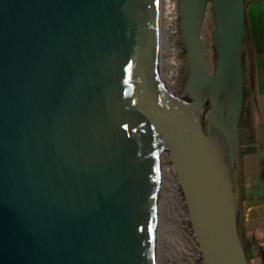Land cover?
Returning a JSON list of instances; mask_svg holds the SVG:
<instances>
[{
    "label": "water",
    "instance_id": "obj_1",
    "mask_svg": "<svg viewBox=\"0 0 264 264\" xmlns=\"http://www.w3.org/2000/svg\"><path fill=\"white\" fill-rule=\"evenodd\" d=\"M156 4L0 0V264H152ZM208 4L212 72L201 41ZM245 6L177 3L185 65L173 111V93L162 106L200 264H250L240 174Z\"/></svg>",
    "mask_w": 264,
    "mask_h": 264
},
{
    "label": "bare ground",
    "instance_id": "obj_2",
    "mask_svg": "<svg viewBox=\"0 0 264 264\" xmlns=\"http://www.w3.org/2000/svg\"><path fill=\"white\" fill-rule=\"evenodd\" d=\"M176 0H157V60L159 75L160 110L158 136L155 140V179L153 203L152 264H198L195 241L186 228L188 220L179 195V181L175 175L176 147L170 140V125L162 126L161 120L169 116L163 111L164 96L169 99L175 87L179 70L178 49L174 39V22L177 18ZM226 89V88H225ZM223 84L220 97H230ZM178 180L181 179L177 177ZM191 221V216L189 214Z\"/></svg>",
    "mask_w": 264,
    "mask_h": 264
},
{
    "label": "crops",
    "instance_id": "obj_3",
    "mask_svg": "<svg viewBox=\"0 0 264 264\" xmlns=\"http://www.w3.org/2000/svg\"><path fill=\"white\" fill-rule=\"evenodd\" d=\"M246 28L245 25V30H247ZM254 45L253 41L247 43L242 56L244 57L243 62L245 61L252 73L258 71V64L264 63V51ZM255 112L258 118H256ZM241 123L245 127L247 126L246 134L249 137L247 142L241 145L244 146V150H247L241 158L243 227L251 248L250 264H264V253L258 252L264 246V148L262 143L258 144V149L255 148L256 140L264 136L261 129L264 125V95L253 96V99L246 98ZM252 124L255 127L258 124V127L252 129Z\"/></svg>",
    "mask_w": 264,
    "mask_h": 264
},
{
    "label": "rangeland",
    "instance_id": "obj_4",
    "mask_svg": "<svg viewBox=\"0 0 264 264\" xmlns=\"http://www.w3.org/2000/svg\"><path fill=\"white\" fill-rule=\"evenodd\" d=\"M176 2L178 3V0H176ZM245 4H246V29L245 33H244V39H243V50H245V48L247 47V43L253 41V45L259 46L261 48V51H264V0H245ZM209 5H207L206 7V16H205V21H203L202 23V27H201V41L203 43V47L205 49V58H206V62H207V66H208V70L209 72H212L213 70V66H214V49H213V42L211 40L212 35L211 33L214 30V25H213V19L211 17L210 11H209ZM176 13H177V4H176ZM178 17L176 18V21L174 22L175 25V30L172 33V37L171 39H174V43L176 48L178 49V55L177 58L179 59V71L178 74L175 75V83L176 86L174 87L173 90V100L171 102L168 101V103L165 104V108L166 110L169 112L173 111V106H174V102H175V97L176 95H178V91H179V87L181 84V80H180V71L182 70V68L185 65V57L183 56L184 54V49L183 46L180 42V32H179V28H178ZM251 39V41H250ZM245 55V54H244ZM244 57H242V67H243V78H244V84H245V96H244V105H245V101L246 98H252L253 96L257 97L258 95H264V69L262 70V68H264V63L263 64H258L257 65V72L252 73L251 70H249V66H247L245 64V61L243 62ZM252 73V76H251ZM165 97H167V95L164 96V100ZM168 98V97H167ZM169 99V98H168ZM171 100V99H169ZM164 111V109H163ZM256 111L258 112V110L256 109ZM259 113V112H258ZM255 116L256 118H258L256 112H255ZM167 120V117H164L161 120V124L162 126H166L167 123L165 122ZM169 120V119H168ZM253 122V121H251ZM244 124V123H243ZM260 125V123H259ZM252 129H256L258 127V124H256V127L253 126V124L251 125ZM247 126L245 127L244 125H242V123L240 124V132H241V139H242V135H243V139H240V145H244L245 142H247V140L249 139V137L247 136ZM263 130L264 133V125L261 128ZM257 145L255 146L256 149H258V144H263V148H264V136L260 137V139L256 140ZM244 146H240V171H241V158L242 156L245 155V153L247 152V150H244ZM175 175H176V179L177 181H179L178 184V188L176 190V193L179 195L181 201L184 202V204L182 205L183 209H184V213L187 215V222H186V228L188 230V232L191 234V236L194 239V243H195V247L197 248V242L195 240V235L193 232V228H192V224L190 222L189 219V212L187 209V204L188 201H186V197L184 195V190L182 189V179H179L177 177H179L178 174V169H177V165H176V161H175ZM241 174V172H240ZM242 211V209H241ZM246 235V234H245ZM245 243H246V251H247V257L248 260L250 258V254H251V248H250V244L248 242V238L245 237ZM198 250V248H197ZM259 253H264V246H262V250L258 251ZM199 254V252H198ZM200 257L197 255L196 258V262L198 264H200Z\"/></svg>",
    "mask_w": 264,
    "mask_h": 264
}]
</instances>
